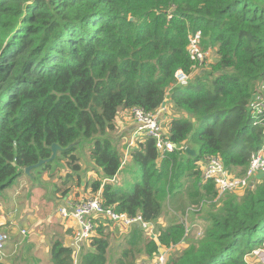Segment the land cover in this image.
Listing matches in <instances>:
<instances>
[{
    "label": "trees",
    "instance_id": "16d2710c",
    "mask_svg": "<svg viewBox=\"0 0 264 264\" xmlns=\"http://www.w3.org/2000/svg\"><path fill=\"white\" fill-rule=\"evenodd\" d=\"M196 32L211 54L204 60L213 50L211 72L178 84L176 72L191 74L187 46ZM263 90L264 0H0V194L25 168L50 158L53 144L60 150L52 162L65 161L63 186L80 185L74 152L88 140L101 176L85 189L106 209L140 216L156 235L140 224L127 234L118 230L115 264L151 262L189 235L184 212L166 220V203L181 196V179L192 178L187 183L205 197L200 201L213 199L198 163L219 158L241 176L264 148V108L257 111L254 103ZM166 103L173 118L165 120V138L178 150L161 157L153 137H138L128 151L134 183L122 188L113 181L122 170L111 144L118 115L153 114ZM52 162L28 176L50 170ZM202 221L199 237L166 254L163 264H252L245 257L264 248V176L241 194H226ZM110 228H94L77 264H109ZM49 256L50 264H75L63 238L51 239Z\"/></svg>",
    "mask_w": 264,
    "mask_h": 264
},
{
    "label": "rangeland",
    "instance_id": "374dc122",
    "mask_svg": "<svg viewBox=\"0 0 264 264\" xmlns=\"http://www.w3.org/2000/svg\"><path fill=\"white\" fill-rule=\"evenodd\" d=\"M200 48L202 51H205L203 47ZM203 48V49H202ZM209 51V49L207 50ZM211 56V54L209 55ZM213 50H212V57L205 60L202 64H196L193 66L191 70L190 77L193 78L199 74L205 72H211L209 70V65L212 63L213 60ZM255 102L260 106L264 105V90L258 93V98L255 99ZM166 110L165 114L163 115L162 124L164 129L165 128V120L173 118V115L169 113L168 108L169 105L166 103L164 105ZM118 127L111 134L112 140V147L117 152L122 161V170L118 175V182L120 186L124 189H130L134 183L133 180V172L135 170V166L132 165L131 160L129 158V148L134 146L137 138L131 137L128 138L129 129L127 130V126L129 123H133L134 118L131 114V111H121L118 115ZM126 128V129H125ZM92 144L90 141H82L77 143L76 150L74 152L75 156H79V163L81 165V182L80 185L70 184L68 183L66 186H63V181L66 175V168H65V161L61 159L60 161L55 160L51 163V169L48 171H44L40 174L35 173L32 177L28 175L22 174L20 177L14 180V182L4 189V191L0 194V206L3 207V211L6 215V220L3 221L0 218V221L4 222L3 225L0 226V232L6 234L7 246L4 251L6 257L4 256V260L7 262H12L15 256L22 255H29L30 249L27 248V243L30 245L32 249H37L42 251L43 243H41L43 237L45 239L48 238V245L51 240V235L53 229L58 224V220H61L55 214V205L59 196L57 194H63V191L67 189V187L72 189L74 192H77L76 199L80 197H92L95 198L96 195H91L88 191H84L85 182L86 181H93L98 179L101 176L100 170H97L92 167V161L90 157ZM126 150V152H125ZM128 150V151H127ZM134 166V167H133ZM58 168L57 172L55 168ZM189 174V173H186ZM117 180V179H113ZM187 181H192V178H183L180 181L181 187V196H178L176 199L171 200L166 203L165 209L170 211L168 215V219L170 221H177L179 220L178 217L185 213V208L188 206H194L197 204L202 198L199 196V193L193 189L190 183ZM200 180H196L194 184H198ZM28 186H30V190L28 192ZM78 186V187H76ZM25 187V188H24ZM75 188L80 190V192L75 191ZM20 190V192L18 191ZM208 190L211 193V190H214V187L209 185ZM16 191V192H15ZM215 191V190H214ZM15 193V195H13ZM18 193V194H17ZM241 194V193H239ZM214 195V194H213ZM211 195V196H213ZM224 198V197H223ZM217 204H208L202 211L201 214L195 216L198 213H190L187 218V225L189 228V235L185 237L184 241H182L177 246L171 248L170 252L167 251L168 257L176 252H180L184 250L190 242L196 240L202 232L203 226V217L206 215L207 211L210 209L211 206H219ZM213 200V199H208ZM176 206H172V204ZM187 207V208H188ZM186 208V209H187ZM122 214V213H119ZM50 218V228L44 223V220ZM164 219V218H163ZM97 223H102L105 225L110 226L111 232L110 240H111V247L109 250V264H115L116 258L119 255L118 249L114 246L115 242L119 240L120 233L127 234V228H120L116 225V222L109 218L100 217L96 220ZM21 230H25L26 234L23 235L20 233ZM118 230L122 231L119 232ZM146 233V232H145ZM155 235V234H154ZM129 236V235H128ZM156 236V235H155ZM163 251V250H162ZM161 251V252H162ZM250 254L252 255L250 257ZM248 254L245 258L250 260L254 264H264V255L260 254L258 250L252 251ZM49 251L46 255V260L49 259ZM153 264H156V259L153 261Z\"/></svg>",
    "mask_w": 264,
    "mask_h": 264
},
{
    "label": "built area",
    "instance_id": "2783aa9c",
    "mask_svg": "<svg viewBox=\"0 0 264 264\" xmlns=\"http://www.w3.org/2000/svg\"><path fill=\"white\" fill-rule=\"evenodd\" d=\"M201 33L196 32L189 36V43L187 52L193 66L202 64L205 56H209V51H202L200 48ZM176 82L186 83L190 80V75L183 71L175 73ZM258 98V96H257ZM255 107L257 111H261L264 105H258L255 100ZM166 110L162 106L156 113H145L140 109H134L131 114L137 124V131L144 137H153L155 139V148L161 157L178 150V146L166 139V129H164L162 120ZM200 169L201 182H211L215 189V197L213 200H202L194 206H189L184 213V218L190 213H201L208 204H217L221 198L230 192L243 193V191L250 186L251 183L256 185L264 176V148L253 153L250 157L249 164L241 176H236L230 173L222 164L219 158H207L198 163ZM116 181V180H115ZM57 215L65 221L73 223V232L70 237V247L74 255V262L77 264L78 257L82 251L85 250V242L90 240L94 228L99 225L96 220L100 217H105L116 222L120 228H129L135 224H140L144 231L156 237L153 233V227L150 223L144 222L140 216L129 218L125 214L116 213L110 209L103 207L99 195L95 198L80 197L76 199L73 192L69 193L67 199L57 208ZM186 234L189 230L187 224H184ZM21 234L25 235L26 231L21 230ZM8 238L6 234L0 232V259L6 257L4 251L6 249V242ZM258 252L264 255V248L259 249ZM167 251L163 250L156 257V264H163Z\"/></svg>",
    "mask_w": 264,
    "mask_h": 264
},
{
    "label": "crops",
    "instance_id": "0c3cea01",
    "mask_svg": "<svg viewBox=\"0 0 264 264\" xmlns=\"http://www.w3.org/2000/svg\"><path fill=\"white\" fill-rule=\"evenodd\" d=\"M128 129H129L128 138L131 137L130 140H132L133 138L141 137V135L137 131L135 122L129 123L128 126H127V130ZM125 152H126V150H125ZM92 167H93V165H92ZM116 182H118V180H116ZM76 187H78V186H76ZM29 190H30V186H28V192H29ZM18 191L20 192V190H18ZM75 191L80 192V190H78L77 188H75ZM84 191H87V190L84 188ZM72 192H73L74 196L76 197L77 192H74L73 190H72ZM13 195H15V193H13ZM57 195L59 196V198L57 200V203H56L55 209H54L56 215H57V208L67 199L69 194L65 195L64 197H60L59 194H57ZM0 218H2L3 221L6 220V215H5L4 211H3V207H1V206H0ZM59 218L61 220L57 221L58 224H57V226L54 227L51 237L52 238L53 237L63 238V240L66 243L70 244V237H71L72 232H73V229H72L73 223L70 222V221H65L61 217H59ZM49 219L50 218L44 220V223L47 225V227L49 229H51L50 226H49L50 225V220ZM162 220H163V218L160 219L159 222L164 224V222H162ZM3 224H4V222L0 221V226L3 225ZM50 242H51V240H50ZM50 242H49V245H48V238L45 239L43 237V239L41 241V243H43L42 251H39L37 249H32L30 247V245L27 243V248L30 249V253H29L28 256L27 255L25 256V255L21 254L20 259L18 260V264H50V261H49L50 258L46 260V255H47V253L49 251V248H50ZM6 246H7V242H6ZM251 256L252 255L250 254V257ZM141 260L142 259L138 260L136 264H153V261L155 260V258L153 260H151V262H146V261H141ZM248 261L250 263H252L250 260H248ZM252 264H254V263H252Z\"/></svg>",
    "mask_w": 264,
    "mask_h": 264
},
{
    "label": "water",
    "instance_id": "95a60500",
    "mask_svg": "<svg viewBox=\"0 0 264 264\" xmlns=\"http://www.w3.org/2000/svg\"><path fill=\"white\" fill-rule=\"evenodd\" d=\"M132 20L133 19L130 18V21H132ZM59 150H60V147L58 145H56V144H53L51 146V156H50V158H48L47 160H39L37 164L25 168L24 169V174L25 175H29L31 170L38 168L41 164H43V162H47V163L52 162L55 159L56 155H57V151H59ZM185 150H186L187 154L192 156V157H194L196 155V150L195 149L186 147ZM250 186L253 187L255 185H253V183H251Z\"/></svg>",
    "mask_w": 264,
    "mask_h": 264
},
{
    "label": "clouds",
    "instance_id": "9594fccd",
    "mask_svg": "<svg viewBox=\"0 0 264 264\" xmlns=\"http://www.w3.org/2000/svg\"><path fill=\"white\" fill-rule=\"evenodd\" d=\"M257 184H258V183H257ZM257 184H256V185H257ZM262 249H263V248H262Z\"/></svg>",
    "mask_w": 264,
    "mask_h": 264
}]
</instances>
